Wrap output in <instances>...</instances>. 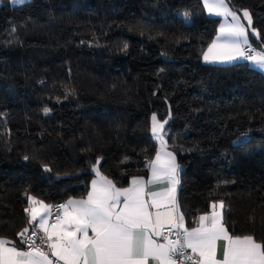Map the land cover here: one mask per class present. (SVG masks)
I'll list each match as a JSON object with an SVG mask.
<instances>
[{
    "label": "trees",
    "instance_id": "trees-1",
    "mask_svg": "<svg viewBox=\"0 0 264 264\" xmlns=\"http://www.w3.org/2000/svg\"><path fill=\"white\" fill-rule=\"evenodd\" d=\"M227 2L264 34V0ZM219 21L201 0H0V237L28 195L85 196L98 159L117 186L145 176L155 114L187 225L223 202L230 234L264 242V73L203 62Z\"/></svg>",
    "mask_w": 264,
    "mask_h": 264
},
{
    "label": "snow or ice",
    "instance_id": "snow-or-ice-1",
    "mask_svg": "<svg viewBox=\"0 0 264 264\" xmlns=\"http://www.w3.org/2000/svg\"><path fill=\"white\" fill-rule=\"evenodd\" d=\"M21 2L26 0H12ZM203 6L223 17L203 59L243 60L264 71V34L254 27L250 11L233 10L227 0H203ZM250 34L261 41L260 50ZM151 119L160 148L148 162V179L134 176L129 186L118 187L100 173L98 159L91 166L97 178L86 196L53 206L28 195L27 226L17 233L18 242L0 237V264H264V242L253 235L230 234L219 210L223 202L213 203L195 227L186 226L176 197L181 165L165 139L168 121L155 114ZM45 170L51 171L47 166ZM150 186L160 190L151 191ZM220 242L222 258L217 257Z\"/></svg>",
    "mask_w": 264,
    "mask_h": 264
},
{
    "label": "crops",
    "instance_id": "crops-1",
    "mask_svg": "<svg viewBox=\"0 0 264 264\" xmlns=\"http://www.w3.org/2000/svg\"><path fill=\"white\" fill-rule=\"evenodd\" d=\"M10 3H12V0H8ZM203 1V0H202ZM14 4V3H13ZM206 12H207V10H206ZM207 14L208 15H211V16H215V15H212V14H209L208 12H207ZM221 17V16H220ZM231 18H229V20H230ZM223 22V17H221V20H220V22H219V24H218V26H217V31H216V34H215V36H214V38L213 39H215V37L217 36V34H218V30H219V26H220V24ZM202 60H203V62L204 63H206V64H214V65H225V64H231V63H212V62H206L204 59H203V55H202ZM241 61H243V60H241ZM234 62H240V61H234ZM234 62H232V63H234ZM248 64H249V66H251L252 68H255L256 70H259V71H261V72H263L264 73V71H262V70H260L259 68H257L256 66H254V65H252L250 62H248V61H246ZM154 138V137H153ZM165 139H166V135H165ZM154 140H155V142H156V148H155V151H154V154H153V156H152V158L151 159H154L155 158V154H156V152L159 150V148H160V144H159V141H157L155 138H154ZM167 140V139H166ZM168 150L169 151H172L171 150V147L168 145ZM103 175V174H102ZM151 175V173H150V170H149V168H148V166H147V173H146V175L145 176H141V177H144L145 179H148L149 178V176ZM105 176V175H104ZM97 177H96V174H94L92 177H91V179L89 180V183H88V189H87V192L88 191H90L91 190V181L93 180V179H96ZM110 179V178H109ZM132 179V178H131ZM131 179H130V181H129V183L126 185V186H123V187H127V186H129V184H130V182H131ZM118 187H121V186H118ZM149 190H151V191H158V190H160L159 189V187H152V186H150V189ZM87 192H86V194H87ZM177 192H178V185H177V191H176V197H177ZM86 194H85V196H86ZM70 198H76V199H79V198H81V197H70ZM69 198H67V199H65V200H63L62 201V203H64V202H66L67 200H68ZM177 202H178V200H177ZM46 204H52L53 202H51V203H48V202H45ZM213 204V203H212ZM211 204V205H212ZM179 205V204H178ZM211 205H210V207H209V210L208 211H206V212H211L212 211V208H211ZM220 211H221V215H222V209H219ZM179 211L180 212H182L181 211V209H180V207H179ZM206 212H201V213H198L197 215H196V217L194 218V220H193V224H192V226H188L187 225V222H186V219H185V223H186V226H188V227H195L196 226V221L198 220V217L200 216V215H203V214H205ZM183 213V212H182ZM222 220H223V215H222ZM20 239V238H19ZM19 241V240H18ZM17 241V242H18ZM162 242V241H161ZM217 257L218 258H222V242H220V244H218V249H217Z\"/></svg>",
    "mask_w": 264,
    "mask_h": 264
},
{
    "label": "rangeland",
    "instance_id": "rangeland-1",
    "mask_svg": "<svg viewBox=\"0 0 264 264\" xmlns=\"http://www.w3.org/2000/svg\"><path fill=\"white\" fill-rule=\"evenodd\" d=\"M201 3H202V6H203V1L201 0ZM203 8H204V6H203ZM204 10H205V12H206V9L204 8ZM234 10V9H233ZM207 13V12H206ZM238 14L239 15H241L242 16V12H238ZM220 17V16H219ZM220 20H221V17H220ZM220 22V21H219ZM245 24L247 23L246 21H243ZM219 24V23H218ZM250 36H251V34H250ZM151 118H152V116H151ZM150 125L152 126V119H151V123H150ZM155 138V137H154Z\"/></svg>",
    "mask_w": 264,
    "mask_h": 264
},
{
    "label": "built area",
    "instance_id": "built-area-1",
    "mask_svg": "<svg viewBox=\"0 0 264 264\" xmlns=\"http://www.w3.org/2000/svg\"><path fill=\"white\" fill-rule=\"evenodd\" d=\"M254 46V45H253ZM58 204H62V201H58V202H53L51 205L55 206V205H58ZM55 211V209L53 210ZM172 239H175V236H172L171 237ZM190 251V250H189Z\"/></svg>",
    "mask_w": 264,
    "mask_h": 264
}]
</instances>
